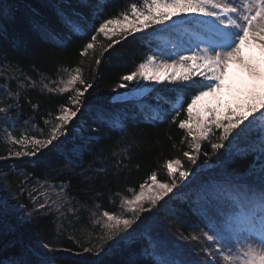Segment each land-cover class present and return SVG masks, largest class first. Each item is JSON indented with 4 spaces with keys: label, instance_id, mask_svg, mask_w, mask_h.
Segmentation results:
<instances>
[{
    "label": "snow or ice",
    "instance_id": "6c2138e0",
    "mask_svg": "<svg viewBox=\"0 0 264 264\" xmlns=\"http://www.w3.org/2000/svg\"><path fill=\"white\" fill-rule=\"evenodd\" d=\"M106 3L107 0H78L74 6L71 0H64L54 9L60 25L68 30L67 39L75 35L86 41L80 46L81 59L77 65L57 68L54 79L40 73L39 81L34 80L18 62L9 61L6 53L0 57V65L15 73L0 72L3 90L11 101L0 99V123L12 128L19 125L21 129L19 135L7 133L5 140L10 146L0 160L38 157L45 150L60 146V138L67 135V126L87 107L86 93L93 89L94 80L89 81L83 75L85 60H89L90 69L96 70L93 65L98 68L102 58L110 56V50L129 37L144 40L167 32L172 37L170 46L157 44L150 48L133 70L120 76L108 103L134 104L136 110L149 112L148 120L152 123L164 122L171 116V123L185 131L181 142L187 143L188 150L182 155L193 167L186 169L180 158L168 159L164 167L172 178L170 182L159 181L153 171L138 185V190L118 194L120 212H91L101 235L97 243L90 239L87 246L80 244L76 255L88 257L81 264H104L103 257L112 247L125 242L128 249L125 264H141V260L148 264H264V0H125L124 7L107 16ZM15 11L12 5L0 7V19H14ZM31 24L45 38L60 40L48 23L32 19ZM6 31L0 24V36ZM13 46L19 47V42ZM12 82L16 84L15 90L11 89ZM38 83L48 94H67V101L59 105L55 115L48 113L46 118L41 117L43 127L32 119H22L20 103L25 99L37 109L25 93ZM159 85L164 88L156 87ZM149 97L154 103L149 102ZM161 101L169 107H163ZM91 114L98 125L90 128L91 132L99 131L100 126L126 132V125L111 116L102 104L95 105ZM202 142H207L211 155L224 149L223 158L210 164L211 155L203 149ZM135 146L134 140H126L113 153L119 157L117 167H127L125 161L131 160ZM201 155L205 159L198 164ZM249 157L251 161L243 170L231 166ZM209 172L213 174L198 180L201 173ZM22 175L25 178L16 191L27 196L32 205L31 208L25 205L27 220L55 215L57 233L65 231L63 220L67 214L75 216L78 211L73 207L75 197L69 193L68 183L45 180L39 187H30L32 174ZM181 186L194 188L195 199L187 198L186 202L205 224L204 230L199 233L193 230L188 235L176 229L184 244L174 245L173 251L156 238L154 226L159 227L158 213L169 209V194L175 195L174 190ZM12 209L7 200L0 198V232L5 234L16 231V226L6 219ZM145 213L152 215L142 220ZM189 244L193 248L199 246L204 253L201 262L183 258L182 250ZM18 245L16 252L0 258V264H53L57 257L51 254L60 251L51 241L31 245L20 238L9 241L6 247Z\"/></svg>",
    "mask_w": 264,
    "mask_h": 264
},
{
    "label": "trees",
    "instance_id": "16d2710c",
    "mask_svg": "<svg viewBox=\"0 0 264 264\" xmlns=\"http://www.w3.org/2000/svg\"><path fill=\"white\" fill-rule=\"evenodd\" d=\"M71 2L74 6L78 4V0ZM63 3L64 0H0V7L12 5L16 9L14 19H0V24H3L7 30L5 35L0 36V57L6 53L9 61L18 62L20 67L37 81L40 73L54 79L57 68L75 67L81 59L78 54L80 46L86 41L75 35L71 36L70 40L67 39L68 30L60 25L54 11ZM124 6L125 0H107L104 14L106 16L115 14ZM32 19L48 23L49 27L59 34L60 40L53 41L33 30ZM171 39L167 32L156 33L144 40L129 37L127 41L110 50L111 55L106 54L98 68L93 65L96 70L90 69L89 60H85L83 75L89 81L94 80L93 89L86 93L87 107L82 109V115L67 126V135L60 138V146L51 151L45 150L44 154L38 157H9L0 160V198H4L13 206L6 219L8 223L16 226L15 232L6 234L0 232V250H3L0 252V258L16 252L19 245L17 248L6 246L9 241L20 238L25 244L31 245H38L41 241H51L52 246L60 250L51 254L57 257L53 264H81L88 257L76 255L80 252L79 245L87 246L90 239L93 243H97L101 235L100 227L93 224L95 218L91 216V212L95 211L97 214L103 210L120 212L118 194H130L127 193L128 189L138 190V185L153 171L157 172L159 181L170 182L171 178L168 177L167 169L164 167L168 159L180 158L186 169L193 167L182 155L184 150H188L187 143L181 142L185 131L171 123V116H168L164 122L152 123L148 120L149 112L145 110L142 113L136 110L134 104L123 105L118 101L108 103L109 97L113 95L112 89L119 82L120 76L133 70L150 48H155L157 44L169 46ZM100 40L107 43L103 37H100ZM17 41L20 46L14 47V42ZM99 50L98 45L97 52ZM92 57L93 54L90 52L89 58ZM0 72L5 75L15 74L3 65H0ZM156 87L164 88L163 85ZM3 88L4 81L0 80V99L11 103ZM15 88L16 84L12 82L11 89L15 90ZM25 95L32 104L37 105V109L34 110L31 104L21 99L22 119H32L38 122L40 127H43L41 117L46 118L48 113L55 115L59 105L67 101V94L63 96L48 94L41 90L39 83L34 89H28ZM165 95L170 94L165 93ZM149 102L154 103L151 97ZM161 103L163 107H169L163 101ZM97 104L109 109V114L114 118L118 117L126 125V132L122 134L118 130L110 131L107 126H100L99 131L91 132L90 128L98 126L93 122L91 114L92 108ZM184 115L182 112L181 118ZM85 120L87 124H84ZM8 132L19 135L21 129L19 125L12 128L0 123V155L6 156L7 147L10 146L5 140ZM215 139L216 137H213V140ZM126 140L136 142L135 150L130 153L131 160L125 161L127 167H117L116 161L119 157L114 156L113 153L122 148ZM224 143L227 145L228 142ZM202 147L211 155L207 142H202ZM224 153L225 150L221 149L220 152L211 155L210 162L223 158ZM204 159L201 155L198 164L203 163ZM250 161L251 157L246 161L237 160L231 166L243 170ZM73 164L76 166L73 167ZM25 172L33 176V184L30 187H39L45 180L55 184L61 181L68 183V191L75 197L73 207L78 211L75 216L67 214V219L63 220L65 231L62 233H57L55 215L37 216L30 221L27 220L24 208L26 204L28 208L32 205L28 202L27 196H20L16 191L25 178L22 175ZM208 174L213 173H201L198 180ZM174 192L175 195L169 194L170 200L168 197L165 198L169 200L168 211L162 210L158 213L159 227L154 226L156 238L173 251H175L174 245L184 244L178 239L176 229L188 235L193 230L197 233L204 230L205 224L194 208L189 207L186 202L187 198L195 199L194 188L182 186ZM97 204L102 207L96 209L94 206ZM151 215L145 213L142 220ZM147 223L149 222L145 221V224ZM144 226L142 224L141 228ZM182 256L193 262H201L204 259V253L199 251V246L193 248L192 244L183 248ZM127 259L128 249L125 242L114 245L109 254L103 257L104 264H125ZM141 264L148 262L141 260Z\"/></svg>",
    "mask_w": 264,
    "mask_h": 264
},
{
    "label": "rangeland",
    "instance_id": "374dc122",
    "mask_svg": "<svg viewBox=\"0 0 264 264\" xmlns=\"http://www.w3.org/2000/svg\"><path fill=\"white\" fill-rule=\"evenodd\" d=\"M169 46H170V45H169ZM142 83H143V82H142ZM121 92H123L125 96L128 95V93H127L125 90H122ZM225 99H230V97H225ZM209 163L211 164L212 162L209 161ZM171 179H172V178H171ZM171 179H170V180H171ZM175 179H177V181L179 182V178H178V176L175 177ZM185 183L187 184V182H185ZM181 187H182V186H181ZM181 187H180V188H181ZM180 188H178L177 190H179ZM177 190H174V191H177ZM170 194H171V193H170Z\"/></svg>",
    "mask_w": 264,
    "mask_h": 264
}]
</instances>
